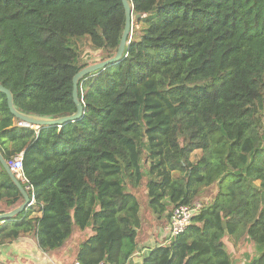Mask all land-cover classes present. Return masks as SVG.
<instances>
[{
	"label": "trees",
	"instance_id": "obj_1",
	"mask_svg": "<svg viewBox=\"0 0 264 264\" xmlns=\"http://www.w3.org/2000/svg\"><path fill=\"white\" fill-rule=\"evenodd\" d=\"M128 1L123 57L78 84L79 120L18 127L0 93V155H22L35 196L0 224V247L35 236L49 253L90 228L79 264H127L143 187L162 225L178 206L200 209L141 264H234L225 238L264 264V0ZM123 28L120 0H0V85L21 113L72 115V78L95 63L81 46L108 60ZM21 203L0 164V214Z\"/></svg>",
	"mask_w": 264,
	"mask_h": 264
},
{
	"label": "water",
	"instance_id": "obj_2",
	"mask_svg": "<svg viewBox=\"0 0 264 264\" xmlns=\"http://www.w3.org/2000/svg\"><path fill=\"white\" fill-rule=\"evenodd\" d=\"M120 2L124 10V28L115 55L108 60L88 65L87 67L79 71L76 75H74V77L72 78V99L75 106V112L72 115L58 118H52L49 116H33L21 113L17 111V109L13 105V97L11 92L0 85V93L5 95L8 110L15 119L27 125L35 127L36 129H39L47 127H61L66 123L77 121L83 116L82 100L78 97V84L86 77L97 73L100 70H103L105 67L111 64L118 63L123 57L125 47L128 44L129 38L131 36L132 8L128 0H120ZM0 164L3 169L8 173L10 179L17 187L22 196V203L16 209H13L7 213L0 214V222L5 223L6 221H10L12 218L24 212L29 207L30 200L27 192L21 186L20 182L15 178V176L13 175L1 155ZM222 226L223 228H225L224 222H222Z\"/></svg>",
	"mask_w": 264,
	"mask_h": 264
},
{
	"label": "crops",
	"instance_id": "obj_3",
	"mask_svg": "<svg viewBox=\"0 0 264 264\" xmlns=\"http://www.w3.org/2000/svg\"><path fill=\"white\" fill-rule=\"evenodd\" d=\"M152 223L157 226L156 220ZM77 234L73 233V237L71 236L66 244L49 253L38 250L35 236L20 238L11 245L0 247V264H71L76 261L78 245L92 235V233ZM163 237L161 233H137V250L127 264H141L150 253V249L161 245Z\"/></svg>",
	"mask_w": 264,
	"mask_h": 264
},
{
	"label": "rangeland",
	"instance_id": "obj_4",
	"mask_svg": "<svg viewBox=\"0 0 264 264\" xmlns=\"http://www.w3.org/2000/svg\"><path fill=\"white\" fill-rule=\"evenodd\" d=\"M137 28L138 27L135 25V29H137ZM80 53H81V56L83 59V63H86V62L87 63H91V62L96 63V62L100 61V52L93 51L86 44L81 46ZM213 192H214L213 189L210 190L209 193L207 194V196L204 199H202L201 201H199V203L200 204H202V203L206 204L209 200H211L214 197ZM134 194L137 196V198L140 202V205H141L140 215H141L142 224H141V227L137 233H152V232L160 233L158 229L161 227L162 228L166 227L167 224L163 223V225H162V223H160L158 220H156V218L150 217L148 209L146 207L147 199L144 195V188L143 187L139 188V190L134 191ZM154 220L157 221V226H155L154 223H152ZM162 232H163V229H162ZM73 233H78L77 235H82L79 233H92V231L90 228H87L84 231H80V230L75 229V231ZM223 242L226 245L227 251L231 254L232 261L234 264L235 263L236 264H244L245 262L250 260V258L252 256V248H251L249 243L238 242L237 244L233 245L232 242H230L229 240L227 241L226 238L223 239ZM69 243L70 242H68V244Z\"/></svg>",
	"mask_w": 264,
	"mask_h": 264
},
{
	"label": "built area",
	"instance_id": "obj_5",
	"mask_svg": "<svg viewBox=\"0 0 264 264\" xmlns=\"http://www.w3.org/2000/svg\"><path fill=\"white\" fill-rule=\"evenodd\" d=\"M18 127L23 128H30V129H36L35 127H32L30 125H27L21 121L17 123ZM9 169L13 174H15V178L26 184V190L30 192L29 196V207L32 206L35 203V196L33 187L29 184L27 179L24 177L22 169V155H18L14 157L12 160L6 163ZM200 209V205L195 203L193 207L189 206H178L173 209L169 223L166 227L159 228V232L164 235L163 240L161 241V245H168L171 243L175 238L182 235L185 230L191 225V220L194 214ZM0 224H3L0 222ZM163 229V232H162ZM71 264H79V262L74 261ZM103 264V263H100Z\"/></svg>",
	"mask_w": 264,
	"mask_h": 264
}]
</instances>
